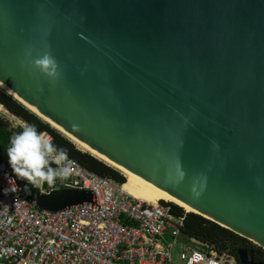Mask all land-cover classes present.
I'll return each mask as SVG.
<instances>
[{
    "label": "water",
    "instance_id": "water-1",
    "mask_svg": "<svg viewBox=\"0 0 264 264\" xmlns=\"http://www.w3.org/2000/svg\"><path fill=\"white\" fill-rule=\"evenodd\" d=\"M45 55L54 75L33 64ZM0 83L264 250V0H0ZM15 181L40 210L93 203L87 190ZM256 255L239 250V263L264 264Z\"/></svg>",
    "mask_w": 264,
    "mask_h": 264
},
{
    "label": "built area",
    "instance_id": "built-area-1",
    "mask_svg": "<svg viewBox=\"0 0 264 264\" xmlns=\"http://www.w3.org/2000/svg\"><path fill=\"white\" fill-rule=\"evenodd\" d=\"M63 164L67 173L37 188L87 190L93 203L40 210L16 181L9 184L11 175L0 161V264H240L196 239L185 243L186 215L177 216L169 202L136 200L113 179L69 158Z\"/></svg>",
    "mask_w": 264,
    "mask_h": 264
},
{
    "label": "trees",
    "instance_id": "trees-1",
    "mask_svg": "<svg viewBox=\"0 0 264 264\" xmlns=\"http://www.w3.org/2000/svg\"><path fill=\"white\" fill-rule=\"evenodd\" d=\"M0 104H2L13 115L23 119L27 125L31 124L36 126L40 132H48L52 137V144L58 149H62L67 158L76 161L79 165L87 170L101 176L113 179L115 182L123 185L126 183V177L119 170L107 165L102 160L96 158L92 154L79 149L72 141H70L63 134L52 128L48 123L41 118L30 112L22 104L13 99L10 95L6 94L0 89ZM22 128L17 130L10 129L9 126L0 120V145L8 148L12 136L21 131ZM37 188V187H36ZM173 212L177 216L186 215L185 225L182 233V240L185 243H190L191 239H196L202 243L214 247L219 254H229L237 260L238 251L250 248H256L264 254V250L251 244L250 241L240 237L234 232L198 215L189 213L178 205L170 203ZM264 262V258H259Z\"/></svg>",
    "mask_w": 264,
    "mask_h": 264
},
{
    "label": "clouds",
    "instance_id": "clouds-1",
    "mask_svg": "<svg viewBox=\"0 0 264 264\" xmlns=\"http://www.w3.org/2000/svg\"><path fill=\"white\" fill-rule=\"evenodd\" d=\"M33 64L50 76L56 72L55 61L49 55L36 59ZM7 155L13 175L6 176V179L9 184L16 179L26 180L28 182L24 185L26 191H30L28 184L40 187L46 181L51 185L58 176L62 177L68 172L67 165L63 164L67 159L64 151L53 145L36 126L31 124L24 126L12 136Z\"/></svg>",
    "mask_w": 264,
    "mask_h": 264
},
{
    "label": "bare ground",
    "instance_id": "bare-ground-1",
    "mask_svg": "<svg viewBox=\"0 0 264 264\" xmlns=\"http://www.w3.org/2000/svg\"><path fill=\"white\" fill-rule=\"evenodd\" d=\"M0 89L5 92L6 94L10 95L13 99L18 101L20 104H22L26 109H28L30 112L35 114L36 116H39L42 120H44L46 123L51 125L54 129H56L58 132L63 134L65 137H67L70 141H72L79 149L88 152L95 156L96 158L102 160L107 165H110L118 170H120L125 176H126V183L123 184V190L129 194L131 197H133L136 200H140L143 202H147L150 204H156L159 201H166L171 202L175 205H178L185 209L186 212H194L192 208L189 206L183 204L179 200L173 198L172 196L168 195L167 193L161 191L160 189L154 187L153 185L147 183L146 181L140 179L139 177L133 175L132 173L124 170L123 168H117V166L113 165L112 162H110L105 157L101 156L100 154L96 153L95 151L90 150L85 144L75 140L72 138L67 132H65L63 129L58 127L57 125L53 124L50 120L47 118L41 116L37 110L32 108L31 106L27 105L25 102H23L19 97H17L10 89H8L6 86L2 85L0 83Z\"/></svg>",
    "mask_w": 264,
    "mask_h": 264
},
{
    "label": "rangeland",
    "instance_id": "rangeland-1",
    "mask_svg": "<svg viewBox=\"0 0 264 264\" xmlns=\"http://www.w3.org/2000/svg\"><path fill=\"white\" fill-rule=\"evenodd\" d=\"M0 120L6 123L10 129L17 130L18 128H23L27 125V123L13 115L11 112H9L2 104H0ZM44 121V120H43ZM51 126V125H50ZM52 127V126H51ZM53 128V127H52ZM56 130V129H55ZM116 169V168H115ZM118 170V169H116ZM120 171V170H119ZM121 172V171H120ZM122 173V172H121ZM123 174V173H122ZM125 176V175H124ZM126 177V176H125ZM127 181V180H126ZM171 203V202H169ZM185 210V209H184ZM187 213V212H186ZM254 246H256L254 243L251 242Z\"/></svg>",
    "mask_w": 264,
    "mask_h": 264
},
{
    "label": "flooded vegetation",
    "instance_id": "flooded-vegetation-1",
    "mask_svg": "<svg viewBox=\"0 0 264 264\" xmlns=\"http://www.w3.org/2000/svg\"><path fill=\"white\" fill-rule=\"evenodd\" d=\"M249 253L251 252V251H254V252H256L257 253V255L255 256V262H261L260 260H258L259 258H264V254L260 251V250H258V249H256V248H250V249H246ZM239 259V258H238ZM239 262V261H238Z\"/></svg>",
    "mask_w": 264,
    "mask_h": 264
}]
</instances>
